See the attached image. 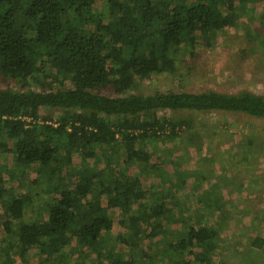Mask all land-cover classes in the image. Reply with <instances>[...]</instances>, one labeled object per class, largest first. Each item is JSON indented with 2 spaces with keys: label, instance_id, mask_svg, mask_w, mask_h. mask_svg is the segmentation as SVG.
Returning a JSON list of instances; mask_svg holds the SVG:
<instances>
[{
  "label": "trees",
  "instance_id": "16d2710c",
  "mask_svg": "<svg viewBox=\"0 0 264 264\" xmlns=\"http://www.w3.org/2000/svg\"><path fill=\"white\" fill-rule=\"evenodd\" d=\"M249 2L264 4L0 0V77L30 78L50 89L59 86L42 92L0 89V155H12L20 171L24 169L22 175L36 166L38 179L56 181L39 206L42 214L26 220L33 199L7 188L0 175L4 249L14 250L21 259H9V264H32L33 252L48 259L55 255L64 264L67 249L83 263L92 253L98 264H165L156 261L161 254L168 258L166 264L210 263L217 228L180 221L159 197L154 207L143 204L152 188L145 189L138 175L127 176L126 169L137 165L147 175L151 154L146 144L162 138L167 127L171 136L191 127L188 120L161 119L159 113L225 112L264 119V95L128 92L138 80L175 73L184 44L192 56L199 45L213 47L214 38L243 16ZM260 16L264 21V10ZM101 89L114 97L97 93ZM54 111L59 112L57 119ZM115 147L125 157L119 174L86 167L90 158L99 161L97 151ZM76 154L82 162L79 170L73 168ZM62 167L69 168L68 175L62 174ZM3 170L9 179H18L6 167ZM110 210L119 213V229H114ZM176 221L185 227L170 239L166 225ZM142 236L151 242L162 238L155 244L156 252L137 256L134 250ZM159 243L165 248L159 250Z\"/></svg>",
  "mask_w": 264,
  "mask_h": 264
},
{
  "label": "rangeland",
  "instance_id": "374dc122",
  "mask_svg": "<svg viewBox=\"0 0 264 264\" xmlns=\"http://www.w3.org/2000/svg\"><path fill=\"white\" fill-rule=\"evenodd\" d=\"M245 6L243 16L236 18L232 27L214 38L213 47L199 45L192 56L188 45L184 44L175 73L138 80L128 95L206 91L264 95V21L260 16L264 4L249 2ZM6 88L16 92H42L55 91L59 86L54 84L50 89L30 78L0 77V89ZM98 92L114 97L110 90ZM58 113L54 111V119L58 118ZM159 116L167 120H188L191 127H184L173 136L170 135L171 128L167 127L162 138L146 144V150L151 154L147 175L140 173L137 165L127 167V176L138 175L145 189L152 188L143 204L154 207L160 202L159 197L172 216L180 221L195 227L200 224L217 228L219 236L209 255V264H264V119L225 112H161ZM97 153L99 161L88 159L87 168L95 166L112 175L124 170L123 151L115 147ZM81 164L80 155H74L73 168L79 170ZM3 167L14 172L18 179H9ZM23 170L16 166L12 155H0V175L5 179V186L14 189L17 195L30 196L34 201L26 215L29 220L38 217L39 206L44 203L48 189L56 186V181L38 179L36 166L25 170L24 175L21 174ZM60 170L63 175L69 174V168ZM68 179L69 176L67 182ZM2 214L0 204V216ZM109 215L116 221L114 229H119V213L110 210ZM183 222L166 225L170 239L185 227ZM3 231L1 225L0 264H9V259L20 263L21 259L14 250L4 249ZM116 232L114 230L112 234L116 235ZM141 239L139 248L134 250L137 256L156 252L155 244L162 240L158 237L151 242L144 236ZM163 248L165 246L160 244L159 250ZM124 250L129 252L130 248ZM31 255L32 264L62 262L57 261L55 255L50 259L45 255L37 256L35 252ZM90 255L83 263L67 249L68 259L64 264H98L95 254ZM185 257L193 260L188 254ZM156 261L167 263L168 258H162L161 254L156 256ZM101 264H107L106 260Z\"/></svg>",
  "mask_w": 264,
  "mask_h": 264
}]
</instances>
